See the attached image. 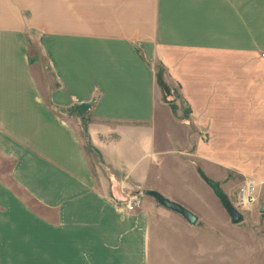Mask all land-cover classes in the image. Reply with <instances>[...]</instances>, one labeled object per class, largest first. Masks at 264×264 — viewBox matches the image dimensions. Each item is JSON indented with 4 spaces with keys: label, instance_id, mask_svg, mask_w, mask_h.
Returning <instances> with one entry per match:
<instances>
[{
    "label": "crops",
    "instance_id": "crops-1",
    "mask_svg": "<svg viewBox=\"0 0 264 264\" xmlns=\"http://www.w3.org/2000/svg\"><path fill=\"white\" fill-rule=\"evenodd\" d=\"M0 163V264H264V0L18 10L0 28ZM200 171L253 183L243 210L221 190L244 229L196 193Z\"/></svg>",
    "mask_w": 264,
    "mask_h": 264
},
{
    "label": "rangeland",
    "instance_id": "rangeland-1",
    "mask_svg": "<svg viewBox=\"0 0 264 264\" xmlns=\"http://www.w3.org/2000/svg\"><path fill=\"white\" fill-rule=\"evenodd\" d=\"M33 1H35V0H0V28L10 26L12 24V22L15 20V17L18 15V10H22V9L24 10V9H26V7H29L31 5L33 6ZM51 3H54V5L57 6V0H51ZM31 41H32V43L30 44V49H29L30 57L34 53L37 52V56H36L37 61L35 63H33L32 66L34 67L35 70L39 69L40 71L48 72V69H46V62L44 61V58L41 57L35 40L30 39V42ZM166 96H167L166 93H164V95H163L164 102H166V103L168 102L171 104L174 101V99H168ZM174 96L175 97L177 96V98H178L180 96V94L176 93ZM160 158H161V160H163L162 157H160ZM7 166H8V164L0 163V177H4V175L6 173ZM236 179H238V178H236ZM159 180H161V178ZM194 180L195 181L200 180V183L195 182L196 193H198L201 196H204L203 194L205 193V197H206V196H208L206 194L208 192L211 197L217 198L213 194L214 191H213V188L211 186V182L216 183L218 186H219V184L216 181L212 180L211 176H208V175H206L200 171V172H197L195 174ZM239 183H241L240 179H238L237 184L239 185ZM235 186H236L235 181L229 183V188L232 189V192L231 191L229 192L227 190V188L225 187V185L223 186V184L220 183V189L222 191H226L228 193V198L234 206H235L234 201L236 198L235 196L237 195V193L235 191ZM206 190H208V191H206ZM203 191H205V192H203ZM171 196L174 198L180 199V200H184L185 198H192L188 194H187V196H183L182 198H180V197L176 196L175 192H173V191H172ZM186 203H189V202H186ZM190 207H193V206L190 205ZM233 226H236V228L244 229L246 224L244 223V221H240L236 224H233ZM246 257H247V255H246ZM244 261H247V258H244Z\"/></svg>",
    "mask_w": 264,
    "mask_h": 264
},
{
    "label": "water",
    "instance_id": "water-1",
    "mask_svg": "<svg viewBox=\"0 0 264 264\" xmlns=\"http://www.w3.org/2000/svg\"><path fill=\"white\" fill-rule=\"evenodd\" d=\"M213 191H214V194L220 200L222 206L225 208L228 215L230 216L232 222L238 223L241 220V215L232 206V204L229 202V200H228L227 196L224 194V192H222L218 187H213ZM142 194L152 196L161 205H163V206H165V207H167L173 211L180 213L188 222L194 223L196 221V217L191 212L186 210L180 204H177L175 202L168 200L167 198H165L164 196L159 194L157 191H155V190H144L142 192Z\"/></svg>",
    "mask_w": 264,
    "mask_h": 264
},
{
    "label": "built area",
    "instance_id": "built-area-1",
    "mask_svg": "<svg viewBox=\"0 0 264 264\" xmlns=\"http://www.w3.org/2000/svg\"><path fill=\"white\" fill-rule=\"evenodd\" d=\"M141 191L131 193L126 199L122 200L124 208L132 211L139 207L141 200ZM255 201L254 187L252 182H244L237 189L236 206L237 210L248 208Z\"/></svg>",
    "mask_w": 264,
    "mask_h": 264
},
{
    "label": "trees",
    "instance_id": "trees-1",
    "mask_svg": "<svg viewBox=\"0 0 264 264\" xmlns=\"http://www.w3.org/2000/svg\"><path fill=\"white\" fill-rule=\"evenodd\" d=\"M211 186H212V188L213 187H218L219 188V186L216 184V183H214V182H211ZM220 189V188H219ZM221 190V189H220Z\"/></svg>",
    "mask_w": 264,
    "mask_h": 264
}]
</instances>
